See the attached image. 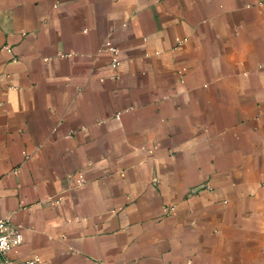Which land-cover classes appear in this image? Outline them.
Listing matches in <instances>:
<instances>
[{"label": "crops", "instance_id": "obj_1", "mask_svg": "<svg viewBox=\"0 0 264 264\" xmlns=\"http://www.w3.org/2000/svg\"><path fill=\"white\" fill-rule=\"evenodd\" d=\"M0 219L17 261L264 264V0H0Z\"/></svg>", "mask_w": 264, "mask_h": 264}, {"label": "built area", "instance_id": "obj_2", "mask_svg": "<svg viewBox=\"0 0 264 264\" xmlns=\"http://www.w3.org/2000/svg\"><path fill=\"white\" fill-rule=\"evenodd\" d=\"M105 48L112 55L111 67L114 69L118 68L121 64L118 47L113 43L112 39H108L105 43ZM8 51H11V49L8 48ZM116 117L119 119L121 114L118 113ZM80 179L82 182V176H80ZM22 242V232L11 225L8 220L0 219V264H38V258L27 261H17L10 257L12 250L19 247Z\"/></svg>", "mask_w": 264, "mask_h": 264}]
</instances>
